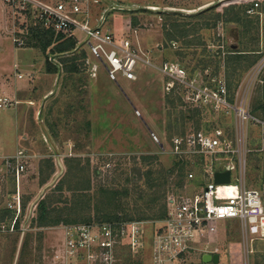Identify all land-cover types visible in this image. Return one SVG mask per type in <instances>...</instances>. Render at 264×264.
Masks as SVG:
<instances>
[{
    "label": "rangeland",
    "instance_id": "obj_1",
    "mask_svg": "<svg viewBox=\"0 0 264 264\" xmlns=\"http://www.w3.org/2000/svg\"><path fill=\"white\" fill-rule=\"evenodd\" d=\"M219 1L93 0L92 23L103 24L105 29L109 27L118 39L129 38L139 55L155 65L139 61L136 79H129L121 72H117L116 79H113L102 62L90 55L86 45L84 47L85 34L80 32L76 37L77 53L86 52L84 57L77 60L81 71L67 74L48 72L46 54L40 48L27 45V32L30 26L36 24V14L33 10L31 14L25 10L22 12L20 2L12 4L11 1L0 0V98L6 96L11 100L9 105L0 107V160H14L20 156L25 164L20 178L5 165H0V210L15 209L17 194L21 196V204H25V210L22 211L21 206V211L16 212L21 220L20 228H15V221L10 223V219L0 225V264H14L23 231V244L28 241V247L25 252L21 247L17 264H50L54 249L63 238L60 228L77 222L99 225L102 223L101 216L113 214L115 210L111 203L103 199L100 201L98 195L92 192L98 189L100 183L120 178L125 171L134 178L129 183L133 188L130 199L132 209L138 196L134 187H147L143 172L149 165L142 163L143 155L156 156L153 159L154 168L162 164L166 168L176 166L166 186L165 197L161 202L150 203H156L153 209H146L149 215L160 211L171 192L194 194L201 192L209 182H214L213 177L207 174L206 167L232 169L233 163L236 168L232 169V181H239L236 159L179 155L173 151L171 144L175 135L201 128L222 127L235 135L234 110L217 108L214 104L194 107L189 101L186 86L177 80L175 87L167 91L166 85L170 79L157 68L165 62H175L186 69L188 80L195 79L198 83H211L217 76L226 77L223 60L227 50L241 47L238 46L241 40L240 25H223L220 22L216 28H201L200 25L208 20L207 16L215 11L207 12L203 18H178L188 23L186 28H190V34L165 41L164 18L160 14L166 10L196 14L209 9L211 5H219ZM250 15H259L256 40L250 41V46L262 47L264 12L258 13L257 10ZM192 26H195V32ZM263 57L264 49L254 66L242 72L239 70V74L232 76L234 82H231L230 88L231 98L247 97L252 114L262 119L264 68L261 71L256 68ZM59 58L58 55L49 57L55 62ZM218 58L222 59L220 65L217 64ZM92 61L99 65L96 77L90 75ZM253 123L256 124L249 121L246 127L245 182L247 187L259 189L264 199V154L252 149L256 148L252 144L253 139H258L255 141L257 146L261 137L259 129H256L258 126ZM182 159V172L185 175L183 183L178 184ZM79 163L83 166L90 164L92 207L82 205L67 212L65 218L68 222L59 225L31 226L37 202L64 176L69 165L78 166ZM138 168L142 170L141 173ZM95 169L98 170L97 175ZM191 172L194 173L193 178L189 175ZM81 177L79 173L68 178L74 184L78 178L83 180ZM65 194L70 195L71 192L65 191ZM149 199V196L138 198V202L146 206L144 202ZM162 218L156 216L137 220L141 221L143 228V244L132 249L126 240H121L117 264H124V252L132 262L152 264V240ZM8 223L11 224L10 228ZM214 246L220 249L219 263L204 262L201 252L193 251L190 254L193 263L189 264H264V246L256 248L255 253L246 259L241 224L237 219L221 222Z\"/></svg>",
    "mask_w": 264,
    "mask_h": 264
},
{
    "label": "built area",
    "instance_id": "obj_2",
    "mask_svg": "<svg viewBox=\"0 0 264 264\" xmlns=\"http://www.w3.org/2000/svg\"><path fill=\"white\" fill-rule=\"evenodd\" d=\"M12 4L20 2L22 12L33 10L36 18L45 27L63 33L66 37H77V32L84 33L90 55L100 60L113 79L117 72L129 79L137 78V64L140 62L155 66L150 60L139 55L129 38L118 39L112 29L103 24L94 25L91 19L93 0H8ZM259 4L248 9V13L257 11ZM32 8V9H31ZM25 10V11H24ZM78 38V37H77ZM170 79L166 89L171 91L177 80L189 91V101L194 107L214 104L217 108H232L235 112L236 134L232 135L222 127L201 128L175 135L172 149L176 154H192L204 157H219L223 160L236 159L240 172L239 181H232V169L208 168L206 172L214 179L217 170L231 171L229 183L209 182L201 192L194 194L171 192L166 199V215L160 220L152 245V264H189L193 251L218 253L217 243L221 222L237 219L241 224L243 249L246 259L256 248L264 246V199L262 192L247 187L245 168L247 164L246 127L249 121L259 119L249 109L247 97H230L226 79L213 78L211 83H198L188 80L186 69L175 62H165L157 67ZM264 68V57L257 70ZM99 65L90 63V75L96 77ZM11 103L8 97L0 98V107ZM158 141V137L155 136ZM5 161V162H4ZM0 165H5L20 178L25 164L20 156L14 160L4 158ZM191 178L194 173L189 174ZM15 209L21 211V196L15 195ZM63 238L54 249L50 264H117L118 244L126 240L132 249L143 244L141 221L105 222L68 224L62 228ZM214 246V247H211ZM193 260V259H192ZM194 261V260H193Z\"/></svg>",
    "mask_w": 264,
    "mask_h": 264
},
{
    "label": "trees",
    "instance_id": "obj_3",
    "mask_svg": "<svg viewBox=\"0 0 264 264\" xmlns=\"http://www.w3.org/2000/svg\"><path fill=\"white\" fill-rule=\"evenodd\" d=\"M258 3L257 7L258 13L264 12V2L263 0H225L219 5L209 8L205 11L197 12L196 14H186L178 11L166 10L160 12L161 16L164 18L163 23V34L164 40H174L176 38L186 37L190 34V28H186L188 25L187 22L178 20V18H189V17H206V13H213L207 16L208 20H205L200 27L203 26L206 28L212 27L216 28L221 22L225 24H237L240 25V37L241 40L238 44L241 45L238 49H229L227 50L226 56L223 60V65L225 66L226 71V82L228 85V90L230 97H232L230 88L232 87L231 82L233 80L232 76L234 74H239L238 71H245L248 68L254 66L262 57V52L264 49L263 46H250V41L253 42L256 40V35L259 28V15L251 16L247 11L251 6H254L255 3ZM219 11L216 12V10ZM147 11L142 9V11ZM141 11V10H140ZM27 13L31 14V10H28ZM176 17V18H175ZM36 24L30 26L27 32V45L35 48H40L48 57L47 60V71L50 73L64 72V73H78L80 72V64L77 63L81 57H84L86 52L83 51L82 54L77 53V39L75 37H66L63 33L57 32L52 28L45 27L44 24L39 21L36 17ZM137 19V17L135 18ZM134 19V21H135ZM199 27V28H200ZM198 28V29H199ZM194 32L196 30L195 26H192ZM250 37V39H247ZM190 41V40H185ZM262 48V50H261ZM220 53V52H219ZM60 56L58 61H52L49 59L50 56ZM218 65H220L221 58H218ZM208 63L205 64L207 66ZM62 70V71H60ZM234 82V81H233ZM232 82V83H233ZM232 99V98H231ZM169 102L174 103L170 99ZM186 133V132H185ZM180 133V134H185ZM201 157V156H200ZM156 158L154 155H143L142 163L149 165V168L145 169L143 174L145 177V183L147 184L146 188H141L139 185L134 187L135 193L138 194L135 198L134 206L130 209V199L133 194L131 186L132 176L127 174V171L120 174V178L108 180L105 183H100L98 189L92 192V174L90 172V164L88 166H83L79 163L78 166L69 165L67 172L64 176L57 182L54 187H51L43 197L37 202L35 208V215L33 216L31 226L36 227H48L59 225L63 222H68V219L65 218L67 212H71L74 209H79L82 205H89L92 207V193L98 195V199L111 203L112 208H114L113 214L107 213L101 216L102 220L110 222H124V221H133V220H144L150 217H165L166 215V203L164 202L159 212L148 214L146 209H153L156 203L161 202V199L165 197L167 192V184L169 178L174 175L176 171V166L166 168L163 164L159 168H154L153 159ZM203 158V157H201ZM183 160V159H182ZM180 162V161H179ZM179 168L178 176L180 177L178 184H182L184 173L182 172L184 168V160ZM141 173V169H137ZM81 173L82 179L78 178L76 182L69 180V176L73 178L74 175ZM94 173L97 175L98 170L95 169ZM123 174H126L124 177ZM124 178V181H122ZM49 177L44 179V183L47 182ZM155 190V191H154ZM65 191L71 192L70 195H66ZM157 193L159 196H157ZM149 196L150 199L146 202V206H143L138 202V198H144ZM154 201L156 202L155 205ZM153 203V204H150ZM25 210V204H22V211ZM100 210V209H98ZM17 209L5 208L0 210V225L3 222H6L7 219H10V223L14 222L15 228H20L19 216L16 215ZM90 222V221H87ZM79 223V222H77ZM74 224V223H71ZM11 227V224L8 223V228ZM28 247V241H24L22 246V252ZM124 264H137L132 262L128 257L127 252H124Z\"/></svg>",
    "mask_w": 264,
    "mask_h": 264
},
{
    "label": "water",
    "instance_id": "obj_4",
    "mask_svg": "<svg viewBox=\"0 0 264 264\" xmlns=\"http://www.w3.org/2000/svg\"><path fill=\"white\" fill-rule=\"evenodd\" d=\"M223 1H225V0H220L218 3H221ZM212 6L213 5L209 6L208 8H210ZM214 180L218 184L229 183L231 181V171L230 170H224V171L217 170L215 172V174H214ZM24 236H25V232L23 231L22 235H21V238H20L19 247H18V251H17V254H16V258H15L14 264H17V261H18V258H19V254H20V250H21V247H22V244H23ZM203 261L204 262L219 263L220 262V254H218V253H214V254L205 253L203 255Z\"/></svg>",
    "mask_w": 264,
    "mask_h": 264
},
{
    "label": "crops",
    "instance_id": "obj_5",
    "mask_svg": "<svg viewBox=\"0 0 264 264\" xmlns=\"http://www.w3.org/2000/svg\"><path fill=\"white\" fill-rule=\"evenodd\" d=\"M256 118H258L259 119V121L258 122H256V124H254L253 123V125H256V126H258L256 129H259V131H260V138H259V142H258V145L257 146H255L256 145V143L257 142H255V141H257L258 139H253V145H254V147H256V148H252L253 150L255 149L256 151H258V152H262L263 154H264V119H262V118H259V117H257V116H255ZM252 126V125H251ZM255 126V127H256ZM253 128H254V126H253ZM253 128H252V130H253ZM254 131V130H253Z\"/></svg>",
    "mask_w": 264,
    "mask_h": 264
}]
</instances>
